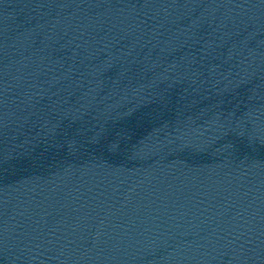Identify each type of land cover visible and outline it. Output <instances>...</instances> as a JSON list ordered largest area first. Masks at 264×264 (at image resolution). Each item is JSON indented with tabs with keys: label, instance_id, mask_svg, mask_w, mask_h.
Returning <instances> with one entry per match:
<instances>
[{
	"label": "water",
	"instance_id": "water-1",
	"mask_svg": "<svg viewBox=\"0 0 264 264\" xmlns=\"http://www.w3.org/2000/svg\"><path fill=\"white\" fill-rule=\"evenodd\" d=\"M0 264H264V0H0Z\"/></svg>",
	"mask_w": 264,
	"mask_h": 264
}]
</instances>
